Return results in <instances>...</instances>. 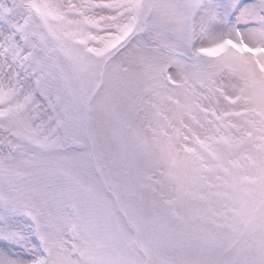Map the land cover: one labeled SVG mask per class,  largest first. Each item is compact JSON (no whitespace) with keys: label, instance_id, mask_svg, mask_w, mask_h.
Segmentation results:
<instances>
[{"label":"snow or ice","instance_id":"obj_1","mask_svg":"<svg viewBox=\"0 0 264 264\" xmlns=\"http://www.w3.org/2000/svg\"><path fill=\"white\" fill-rule=\"evenodd\" d=\"M0 264H264V0H0Z\"/></svg>","mask_w":264,"mask_h":264}]
</instances>
